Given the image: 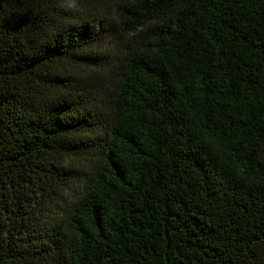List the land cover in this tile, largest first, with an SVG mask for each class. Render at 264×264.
Masks as SVG:
<instances>
[{
  "label": "trees",
  "instance_id": "1",
  "mask_svg": "<svg viewBox=\"0 0 264 264\" xmlns=\"http://www.w3.org/2000/svg\"><path fill=\"white\" fill-rule=\"evenodd\" d=\"M0 264H264V0H0Z\"/></svg>",
  "mask_w": 264,
  "mask_h": 264
}]
</instances>
